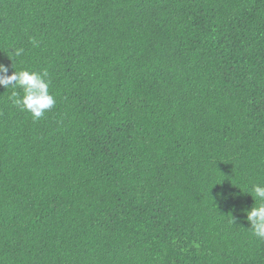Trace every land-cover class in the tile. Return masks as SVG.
<instances>
[{
    "label": "trees",
    "instance_id": "trees-1",
    "mask_svg": "<svg viewBox=\"0 0 264 264\" xmlns=\"http://www.w3.org/2000/svg\"><path fill=\"white\" fill-rule=\"evenodd\" d=\"M0 264H264V0H0Z\"/></svg>",
    "mask_w": 264,
    "mask_h": 264
}]
</instances>
